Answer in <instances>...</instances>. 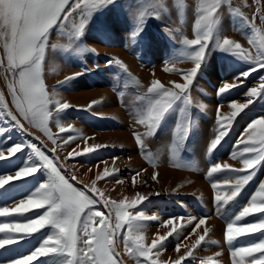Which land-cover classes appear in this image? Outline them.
<instances>
[{"label": "snow or ice", "instance_id": "snow-or-ice-1", "mask_svg": "<svg viewBox=\"0 0 264 264\" xmlns=\"http://www.w3.org/2000/svg\"><path fill=\"white\" fill-rule=\"evenodd\" d=\"M254 4V13L249 18L240 7L233 6V0H198L194 9L192 38L183 34L177 37L175 33L179 29L167 30L169 37L182 49L179 56L174 54L165 59L164 71L179 75L183 82L169 81L166 85L159 79H153L146 91L137 93L134 110V123L144 128L143 132L133 133L135 141L154 169L159 166L158 157H153L147 151L145 140L154 137L168 118L178 114L167 146L171 160L175 167L198 170L195 163H184L181 154L188 150L189 137L197 126L191 111V93L214 51L250 65L247 71L234 76L231 82H221L216 89L219 97L241 87L252 73L264 69V6L262 0H254ZM176 5L183 14L184 0H176ZM114 8L128 26L130 46L140 45L150 18L159 20L162 14L169 11L165 0H0V41L4 51V55L0 56V68L10 74L5 76V80L11 97L10 100L6 99L4 91L0 90V125H4V121L10 125L0 126V162L13 166L22 159L19 166L10 167L7 171H2L4 165H0V217L23 215L33 207L44 209L43 213L24 220L0 221V264H34L35 261L40 264H126L121 247L123 254L134 260L135 264H183L185 260L196 259L195 250L206 242V237L212 232L211 227L205 226L210 217L198 220L191 216L169 217L161 222L167 231L164 234L157 232L154 238H149L146 236L147 222L160 218L146 215L143 210L137 211L138 206L148 200L146 195L136 193L134 198L124 197L118 201L96 186L98 181L113 177L119 171L117 168L109 169L107 162L102 161L105 167L96 173L91 186L86 185L87 190H84L70 182V179H76L75 175L69 179L62 173L58 156H49L35 143L23 138L14 140L10 135L13 128L33 135L28 133L27 125L41 132L56 147H59L58 140L68 144L77 140L86 143L90 139L61 121V114L73 105L60 98L55 89L49 92L44 81V62L49 48L81 55L98 54L94 47H81V37L97 13ZM243 8H252L249 0H243ZM226 13L240 18L233 21L234 30L250 29V32L244 33L250 48L224 35L223 19ZM53 29H58V36L67 37L69 43L50 44ZM185 61L193 66L187 70L176 67L177 62ZM113 64L124 74H117V83L122 81L125 88L130 85L137 89L141 87L139 79L129 73L128 66L122 60L108 58L106 65L111 67ZM95 67L99 69L100 65L96 64ZM89 71L92 69H83L60 84H69ZM245 95L248 97L245 103L227 102L230 108L227 114L222 111L223 99L217 105L215 133L205 145V155L209 158L206 174L209 178L214 174H227L223 180L212 181L211 188L216 211L226 220L225 237L230 248L231 264H264V179L257 180L258 174H264V115L253 118L232 146L230 158L238 160L241 167L211 159L231 133L237 119L246 113L250 105L264 98V76L260 77L259 85L251 87ZM97 103L93 101L89 110ZM197 107L203 110L206 106L198 104ZM53 127L58 129V133L74 134L61 137L53 132ZM35 139L39 140L40 137L36 136ZM106 147L105 144H95L83 151L73 149L68 155L87 156ZM50 151L54 153L55 147ZM21 153L24 154L23 158L18 156ZM36 173H41L46 181L41 183L38 178L35 190L26 198L16 201L13 191L17 187L15 182L33 177ZM140 175L138 171L133 176V186ZM158 176L159 172H153L151 179L159 182ZM254 180H257L255 190L246 200L238 199ZM116 182L124 183L118 176ZM154 195L159 196L160 193ZM229 205L232 207L229 208ZM248 217L254 219L238 224ZM185 219L192 226L187 235L177 227L178 220L180 227H185ZM45 228L49 231L42 232ZM37 233L40 235L35 236ZM181 236L183 240L174 247L177 257L161 260L169 238ZM193 236L196 239L189 244ZM253 236V239L243 242V238ZM25 243L32 247L27 254H20V248ZM221 254L217 252L215 255L219 257ZM200 264H219V261L209 258L201 260Z\"/></svg>", "mask_w": 264, "mask_h": 264}, {"label": "rangeland", "instance_id": "rangeland-1", "mask_svg": "<svg viewBox=\"0 0 264 264\" xmlns=\"http://www.w3.org/2000/svg\"><path fill=\"white\" fill-rule=\"evenodd\" d=\"M197 3L198 0H184L185 7L183 14H181L177 8L176 0H165V4L169 6L168 13L162 14V18L159 20L149 19L148 26L144 30L138 46L129 45L128 26L118 14L117 9L114 8L106 10L104 13H97L87 25L81 37V47H94L98 54L84 53L81 55L78 52L67 53L59 49L49 48L47 50L44 62L45 84L49 92L55 89L60 98L73 105L72 108L61 114V121L70 124L82 132L84 136L89 137L90 139L86 143L77 140L63 144L62 141L58 140L59 147H56L41 132L27 125L28 133L33 135L30 136L15 128L11 130L10 135L14 140L23 138L28 142L35 143L49 156H58V164L62 173L69 179L75 175L76 179H70V182L84 190H87L86 185L91 186L96 173L103 170L105 167L103 162H107L109 169L117 168L119 171L113 177L98 181L96 186L104 190L105 194L111 199L118 201L123 200L124 197L134 198L136 193L146 195L148 200L139 205L137 211L143 210L146 215H156L160 218L157 221L147 222L146 236L149 238H154L157 232L164 234L167 231L161 222L166 221L169 217L184 216L187 218L191 216L196 217L197 220L205 216L210 217L205 226L211 227L212 232L206 237V242L195 250L196 259L194 261L191 259L185 260L183 264H200L201 260H208L209 258L213 261H219V264H231L230 248L225 237L226 220L222 214L216 211L213 200L214 192L211 188L212 181L223 180L227 174H214L211 178L207 176L209 158L205 155V145L215 133L217 105L220 100L225 101L222 108L225 114L230 112V108L227 106L228 101L247 102L248 97L245 93L251 87L259 85L260 77L264 76V69L252 73L244 80L241 87L231 90L223 97H219L216 94V89L221 85V82H231L234 76L247 71L250 65L219 51H214L209 57L208 64L202 71L201 76L198 77L191 93L193 101L191 111L197 126L189 137L188 150L181 154L184 163H195L198 170L175 167L171 160L167 146L171 141L178 114L168 118L154 137L145 140L147 151L153 157H158L159 166L155 169L149 163L146 155L141 153L133 135L134 132L144 131L143 126L134 123L137 93L146 91L153 79H159L166 85L169 81L183 82L179 75L164 71L165 59L174 54L179 56L182 49L179 43L169 37L167 30L179 29V32L175 33L177 37L183 34L192 38L195 18L194 9ZM249 3L252 4V8H243V0H233V6L240 7L251 18L255 9L254 0H249ZM262 6H264V0H262ZM239 19V17H234L231 14H225L223 19L224 35L241 43L245 48H250L248 37L244 34L250 32V29L234 30L233 21ZM256 22L259 26V20ZM49 43L66 45L69 41L67 37L58 36V29H53ZM3 55V43L0 41V56ZM108 58L122 60L128 66L129 73L139 79L141 87L137 89L130 85L125 88L122 81L117 83L116 76L117 74L123 76V70L115 64L108 67L106 65ZM96 64L100 65L99 69L95 67ZM192 66L191 62L187 61L177 62L176 64L177 68L184 70ZM86 68H91L92 71L85 72L84 75L72 80L69 84H60L67 77L73 76ZM153 73H155L154 76ZM6 75L10 76L9 73L0 68V90H3L6 99L10 100L7 81L5 80ZM114 85L116 86L114 87ZM95 92L100 93L96 94ZM121 92L123 95H119ZM93 101L99 103L94 104L92 109L89 110V105ZM198 104H203L206 107L201 110L197 107ZM245 111L246 113L242 114L235 122L224 143L212 154L211 159L213 161L228 163L234 167L242 166L238 160L231 159L229 154L232 151L233 144L251 120L264 115V98L257 100ZM0 126L10 125L8 121H4V125ZM53 132L58 133V129L53 127ZM73 134L58 133L61 137H68ZM36 136H39L40 139H35ZM95 144H105L108 147L98 149L87 156L72 157L68 155L73 149L83 151ZM54 147L55 152L53 153L50 150ZM18 156L23 158L24 154L21 153ZM114 157L117 159L113 164ZM12 159L16 160V158ZM20 163H22V159L17 160L16 165L13 166H9L5 162H0V165H4L2 171H7L10 167L19 166ZM144 169H147V171H143ZM138 171L141 172V175L136 177V184L133 186L132 178ZM153 172H159L157 178L159 182L151 179ZM117 176L124 183L116 182ZM38 178L41 183L46 181V177L42 176L41 173L16 181L17 187L13 190L15 200L26 198L31 191H34ZM258 179H264V174H258ZM257 180L251 182L238 199L241 201L246 200L248 195L255 190ZM204 184L208 189L205 188ZM156 192H159L160 195H154ZM9 204H11V201H9ZM97 207L101 206L98 205ZM228 207L231 208L232 205ZM102 210L107 211L106 209ZM43 212L44 209L33 207L30 212L23 215L8 218L0 217V221L24 220ZM252 219L254 217H248L246 221L238 222V224H244L247 220ZM183 223L186 226L181 228V222L178 220L177 227L184 235H187L191 232L192 226L187 224V219ZM217 228H219V236L214 235ZM41 231L48 232L49 230L45 228ZM200 232L202 233V229ZM39 235L40 233L35 234V236ZM258 235L254 234V236ZM254 236L243 238V242L253 239ZM195 239L196 237L193 236L188 243H192ZM182 240L183 236L179 238L170 237L169 241L166 242L167 248L162 254H176L174 257L176 258L178 254L174 251V247L176 243ZM211 241H217L218 243L212 244ZM31 247L32 245L25 243L20 248V254H27ZM120 251L124 259H130L123 254L122 247ZM217 252L222 254L217 257L215 255ZM34 264H40V262L35 261ZM130 264H135V261L130 259Z\"/></svg>", "mask_w": 264, "mask_h": 264}, {"label": "bare ground", "instance_id": "bare-ground-1", "mask_svg": "<svg viewBox=\"0 0 264 264\" xmlns=\"http://www.w3.org/2000/svg\"><path fill=\"white\" fill-rule=\"evenodd\" d=\"M96 94H99L100 92H95ZM164 171V170H163ZM204 186H205V188H207V186H206V184H204ZM208 189V188H207ZM208 192V191H207ZM195 216V215H194ZM217 223V222H216ZM221 223V222H220ZM217 224H219V223H217ZM216 224V225H217ZM215 225V224H214ZM220 225V224H219ZM214 235H217V236H219L220 235V232H219V228H217V231H216V233L214 234ZM216 237V236H215ZM224 241V240H223ZM224 243V242H223ZM225 247V246H224ZM184 251V249H182V252ZM169 255V256H168ZM168 255H166V254H162L161 255V260H165V259H168L169 257H171L172 259H175L174 257H175V255H173V254H168ZM168 256V257H167ZM125 261H126V264H130V259H127V258H125L124 259ZM231 260V259H230ZM192 264V263H191Z\"/></svg>", "mask_w": 264, "mask_h": 264}]
</instances>
